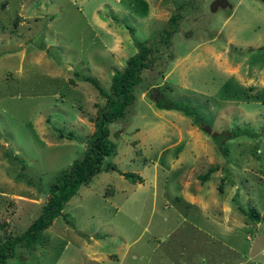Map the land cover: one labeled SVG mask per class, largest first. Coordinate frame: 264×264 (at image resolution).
Wrapping results in <instances>:
<instances>
[{
	"label": "rangeland",
	"instance_id": "374dc122",
	"mask_svg": "<svg viewBox=\"0 0 264 264\" xmlns=\"http://www.w3.org/2000/svg\"><path fill=\"white\" fill-rule=\"evenodd\" d=\"M183 2L171 46L154 51L133 105L109 124L117 152L104 163L117 170L80 186L7 264H264L262 0H0V237L22 233L57 173L83 157L106 100L85 79L108 90L134 37L159 38ZM152 86L210 133L157 108Z\"/></svg>",
	"mask_w": 264,
	"mask_h": 264
},
{
	"label": "trees",
	"instance_id": "16d2710c",
	"mask_svg": "<svg viewBox=\"0 0 264 264\" xmlns=\"http://www.w3.org/2000/svg\"><path fill=\"white\" fill-rule=\"evenodd\" d=\"M264 1V0H262ZM185 5H179L176 11L168 19V27L159 38L153 41L139 40L134 37V44L137 47V52L126 59L125 66L122 70H117L112 74L111 84L108 90L102 89L94 78H86L91 82L105 97V104L98 111L93 119L94 131L87 140L86 148L81 159L74 160L69 166L61 169L54 178L48 189V199L42 205L38 215L28 224L27 228L19 234L11 235L0 240V264H7L8 259L15 256L17 247L25 249H33L41 239V233L48 228L55 217L62 214L64 205L71 199L82 185H87L92 177L102 170H117V167L111 162L104 163L106 157L113 156L117 152V145L109 138V124L123 119L127 110L135 101V88L142 81V71L151 69L154 65V51L160 47L169 48L171 46L170 39L176 32L177 25L182 18L181 9ZM132 33V28L129 27ZM146 94L154 101L157 108L160 109H175L183 112L185 115L193 117V123L199 126L205 132H209L208 126L202 124V117L186 102L170 101L163 95L159 87H150L146 89ZM60 137L71 139L72 136H65L62 132ZM238 131L234 135L240 134ZM224 151V150H223ZM225 152V151H224ZM16 159V156H12ZM20 162H22L20 160ZM25 169L24 164H21L20 177H26L22 172ZM219 166H210L198 178L201 182L206 181L210 175L217 171ZM122 175L132 182H142L143 178L134 172H124ZM29 182L30 179H27ZM224 177L221 178L218 186V191H223ZM237 200L233 197V201ZM238 208L253 219H260V215L255 209L247 210L242 205L237 203ZM64 219L69 222L66 214H63Z\"/></svg>",
	"mask_w": 264,
	"mask_h": 264
},
{
	"label": "crops",
	"instance_id": "0c3cea01",
	"mask_svg": "<svg viewBox=\"0 0 264 264\" xmlns=\"http://www.w3.org/2000/svg\"><path fill=\"white\" fill-rule=\"evenodd\" d=\"M219 192V191H218Z\"/></svg>",
	"mask_w": 264,
	"mask_h": 264
}]
</instances>
